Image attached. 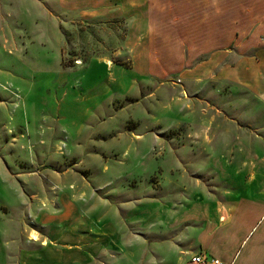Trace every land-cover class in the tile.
Masks as SVG:
<instances>
[{
	"label": "rangeland",
	"instance_id": "rangeland-1",
	"mask_svg": "<svg viewBox=\"0 0 264 264\" xmlns=\"http://www.w3.org/2000/svg\"><path fill=\"white\" fill-rule=\"evenodd\" d=\"M73 1L0 0V254L29 247L71 204L74 239L108 222L122 232L195 155L264 153V106L247 95L264 88V63H135L129 18H79Z\"/></svg>",
	"mask_w": 264,
	"mask_h": 264
},
{
	"label": "crops",
	"instance_id": "crops-1",
	"mask_svg": "<svg viewBox=\"0 0 264 264\" xmlns=\"http://www.w3.org/2000/svg\"><path fill=\"white\" fill-rule=\"evenodd\" d=\"M73 3V16L79 18H129L123 47L135 63L204 62L206 57L211 61L238 54L246 64L264 63V0ZM162 31L167 32L165 43L156 40L163 36ZM247 92L264 106V88L252 87ZM247 108L249 121L254 107ZM232 124L228 136L234 139L241 126ZM243 136L247 144L253 141L252 133L246 131ZM193 158L198 161L180 165L181 180L168 181L162 200L151 197L145 203L150 208L142 210L144 216L141 213L124 220L122 232L108 222L98 229L88 227L84 236L74 239L76 217L71 204L70 211H59L58 222L41 220V225L57 224L46 232H34L28 237L29 247L19 249L14 257L0 254V264H98L97 257L102 258L101 264H189L187 260L198 253L227 264H264V153L254 157L247 151L217 150ZM193 158L183 157L185 161ZM234 159L253 162L235 166ZM179 187L181 193L174 194ZM134 201L131 208H140L136 202L141 197ZM133 247L135 251H131ZM116 256L125 263H116ZM129 256L135 260L127 261Z\"/></svg>",
	"mask_w": 264,
	"mask_h": 264
},
{
	"label": "built area",
	"instance_id": "built-area-1",
	"mask_svg": "<svg viewBox=\"0 0 264 264\" xmlns=\"http://www.w3.org/2000/svg\"><path fill=\"white\" fill-rule=\"evenodd\" d=\"M189 263L190 264H227L216 257L209 256L203 253L192 255L190 257Z\"/></svg>",
	"mask_w": 264,
	"mask_h": 264
},
{
	"label": "bare ground",
	"instance_id": "bare-ground-1",
	"mask_svg": "<svg viewBox=\"0 0 264 264\" xmlns=\"http://www.w3.org/2000/svg\"><path fill=\"white\" fill-rule=\"evenodd\" d=\"M35 233H33V235H34Z\"/></svg>",
	"mask_w": 264,
	"mask_h": 264
}]
</instances>
